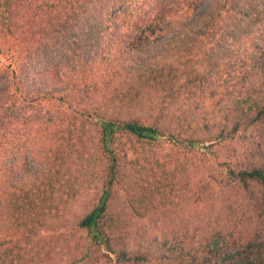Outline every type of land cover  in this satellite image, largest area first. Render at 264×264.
Instances as JSON below:
<instances>
[{"label":"trees","instance_id":"1","mask_svg":"<svg viewBox=\"0 0 264 264\" xmlns=\"http://www.w3.org/2000/svg\"><path fill=\"white\" fill-rule=\"evenodd\" d=\"M0 55V264H264V0H0Z\"/></svg>","mask_w":264,"mask_h":264},{"label":"rangeland","instance_id":"2","mask_svg":"<svg viewBox=\"0 0 264 264\" xmlns=\"http://www.w3.org/2000/svg\"><path fill=\"white\" fill-rule=\"evenodd\" d=\"M8 63V60L6 59V57L4 56V55H0V65H2V66H4L5 64H7ZM30 124H28L27 126H26V132L28 133V139H27V142L30 140V138H31V136H32V130L30 129ZM94 129L92 128V127H89V126H86L85 127V129H84V132H85V134L88 136V137H92V136H94V131H93ZM55 140H57V141H60L59 139H58V137H55ZM87 143L88 144H90L89 143V141H87ZM89 147H91V145H89ZM153 148V149H152ZM152 148H149V150H154L155 152H158V150L160 149V146H156V147H152ZM165 148H166V146L165 147H163V152H165ZM91 152V151H90ZM90 152H88V153H86V155H88ZM95 184H98V181L97 180H95ZM92 187H93V185H91ZM92 192H93V189L91 190ZM91 192V193H92ZM117 205H119V203L117 202V203H115L114 204V206H117ZM114 211H115V209H114ZM184 217H186L185 215H184Z\"/></svg>","mask_w":264,"mask_h":264}]
</instances>
